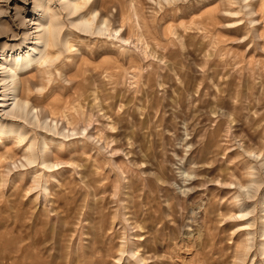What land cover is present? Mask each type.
Segmentation results:
<instances>
[{"label":"rangeland","instance_id":"obj_1","mask_svg":"<svg viewBox=\"0 0 264 264\" xmlns=\"http://www.w3.org/2000/svg\"><path fill=\"white\" fill-rule=\"evenodd\" d=\"M41 6L60 42L17 75L26 140L0 135V264H264V0H0V61Z\"/></svg>","mask_w":264,"mask_h":264},{"label":"bare ground","instance_id":"obj_2","mask_svg":"<svg viewBox=\"0 0 264 264\" xmlns=\"http://www.w3.org/2000/svg\"><path fill=\"white\" fill-rule=\"evenodd\" d=\"M87 1L89 0H60V4L67 15H75L82 8V4H85ZM46 7L47 6L45 7L41 6V15L37 18L38 24L36 23L37 30L34 31L35 41L31 43L33 45L29 46L28 50L24 54L16 53L11 55L10 58L4 56V58L2 57L3 59H1L0 61V87H2V90L0 91V96H1L0 102L2 104H0V106H3L4 104L3 107L4 117L2 120L0 119V135L13 133L14 134L13 136L20 143L26 140L27 131L24 130V128L22 130L20 125H17V127H13L14 126L13 119L26 120L27 122L34 121V123H36L37 119L36 117L31 115V113H28L26 111V105H27L26 102L24 103L20 102L18 98L17 88H16L17 75L20 72L27 70L33 65L46 59L44 55L45 49H47V47L49 46H56L58 45V42H60L58 41L60 35L59 34L60 27L58 25L59 23L58 15L53 11L54 13L51 16H48L47 14L45 18L44 14L49 11V7L47 8ZM91 24L93 23L88 19L80 18L77 20V23H75L74 25H79L84 31H86L92 29ZM103 30H104L103 27H97V32H102ZM8 101H10V103H7ZM43 123L46 126V121H44ZM29 142H30L29 148L31 150V147L35 144V142L33 141H29ZM257 156L258 155H256V157ZM261 180L262 179L258 176L257 179L254 180V182H257L258 184V182L260 183ZM246 193H248L249 196L251 195L249 192V188H247ZM262 236H264V228L262 231Z\"/></svg>","mask_w":264,"mask_h":264}]
</instances>
